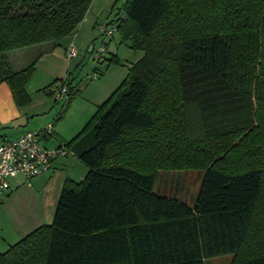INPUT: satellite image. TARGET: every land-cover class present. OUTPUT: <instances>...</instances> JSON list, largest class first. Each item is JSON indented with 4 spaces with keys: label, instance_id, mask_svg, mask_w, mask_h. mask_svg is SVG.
Here are the masks:
<instances>
[{
    "label": "trees",
    "instance_id": "1",
    "mask_svg": "<svg viewBox=\"0 0 264 264\" xmlns=\"http://www.w3.org/2000/svg\"><path fill=\"white\" fill-rule=\"evenodd\" d=\"M93 2L0 0L16 105L38 59L13 71L9 54L74 35ZM113 24L144 56L64 145L85 178L0 264H264V0H127ZM162 170L204 171L194 206L155 192Z\"/></svg>",
    "mask_w": 264,
    "mask_h": 264
},
{
    "label": "crops",
    "instance_id": "2",
    "mask_svg": "<svg viewBox=\"0 0 264 264\" xmlns=\"http://www.w3.org/2000/svg\"><path fill=\"white\" fill-rule=\"evenodd\" d=\"M88 16L89 13L81 24L88 21ZM93 49L94 46L91 53ZM50 56L56 57L55 51L44 53L38 58L35 75L26 86L31 98L27 106L16 105L9 86L6 83L0 85L1 141L4 140L3 135L16 138L25 132L40 131L52 124V135L44 138V144L53 148L65 147V143L76 137L90 120L94 107L103 104L112 93L109 89L91 92L93 107L83 105L82 102L78 105L76 103L78 96L88 94L86 90H81L80 86L78 87L80 95L72 99L64 111V105L53 101L52 95L48 94L52 93L53 88L62 79L56 74L51 75L48 69L46 71L45 66H42ZM14 61L16 62V59ZM46 88L48 92L44 91ZM41 96H48L50 100ZM57 105L59 109H55ZM87 173V167L68 151L66 156L56 160L53 169L47 174L32 180H26L22 176L12 179L10 190L0 200V253L6 252L40 226L51 224L65 182L68 179L80 182Z\"/></svg>",
    "mask_w": 264,
    "mask_h": 264
},
{
    "label": "rangeland",
    "instance_id": "3",
    "mask_svg": "<svg viewBox=\"0 0 264 264\" xmlns=\"http://www.w3.org/2000/svg\"><path fill=\"white\" fill-rule=\"evenodd\" d=\"M126 1L119 0L118 7H115L117 0H94L88 12V21L79 26L75 36L72 35L59 41L47 42L10 53L11 70L19 71L26 68L42 54L55 51L56 57L50 56L47 58L46 64L42 66H45L44 68L46 71L48 69L51 75L56 74L62 79L68 78L74 88L81 86V90H86L88 93L86 96H78L77 94L79 100L77 99L76 103L80 105L82 102L83 105L88 104L93 107L91 92L96 93L100 89H109L112 90L111 96L125 81L129 69L144 56L143 52L132 48L131 41L122 40L117 29L114 30L111 37H105L100 32V26L111 28L112 25L109 24L117 18V14L121 12ZM71 40L79 49V54L69 61L66 58L65 49ZM92 46H94V49L91 53L90 48ZM101 47L105 49V52L101 55V59L97 60V52ZM111 58L114 59L113 62H110ZM14 59H16V62ZM48 76L50 75L48 74ZM41 97L50 100L48 96ZM53 105L55 106V104ZM60 105L62 104L60 103ZM56 108L59 109V105ZM97 109L98 106L94 107V113L90 119L97 112ZM3 138L4 140L14 139L11 136L5 137L4 135ZM204 174V171L201 170H162L156 180L155 192L176 197L188 205L194 206ZM232 260V255H224L208 259L206 264H231Z\"/></svg>",
    "mask_w": 264,
    "mask_h": 264
},
{
    "label": "built area",
    "instance_id": "4",
    "mask_svg": "<svg viewBox=\"0 0 264 264\" xmlns=\"http://www.w3.org/2000/svg\"><path fill=\"white\" fill-rule=\"evenodd\" d=\"M100 32L105 37H111L116 29L100 26ZM105 52L100 48L96 59ZM79 54V49L71 42L66 51V58L72 60ZM52 98L57 103L66 104L70 98V87L64 80L59 82L52 90ZM53 125L49 124L40 131H28L14 139L3 140L0 143V200L10 190L11 180L19 176L26 180H32L50 172L56 160L66 156L68 150L65 147H48L44 144V138L52 135Z\"/></svg>",
    "mask_w": 264,
    "mask_h": 264
},
{
    "label": "water",
    "instance_id": "5",
    "mask_svg": "<svg viewBox=\"0 0 264 264\" xmlns=\"http://www.w3.org/2000/svg\"><path fill=\"white\" fill-rule=\"evenodd\" d=\"M93 46L90 48V51L92 50Z\"/></svg>",
    "mask_w": 264,
    "mask_h": 264
}]
</instances>
